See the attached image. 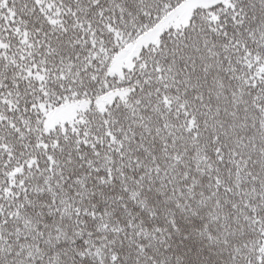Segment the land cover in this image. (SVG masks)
<instances>
[{
  "label": "snow or ice",
  "instance_id": "1",
  "mask_svg": "<svg viewBox=\"0 0 264 264\" xmlns=\"http://www.w3.org/2000/svg\"><path fill=\"white\" fill-rule=\"evenodd\" d=\"M0 264H264V0H0Z\"/></svg>",
  "mask_w": 264,
  "mask_h": 264
}]
</instances>
